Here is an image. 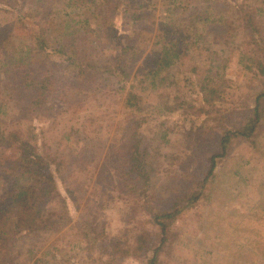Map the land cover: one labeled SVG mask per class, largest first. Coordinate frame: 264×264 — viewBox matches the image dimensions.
<instances>
[{
	"label": "rangeland",
	"instance_id": "1",
	"mask_svg": "<svg viewBox=\"0 0 264 264\" xmlns=\"http://www.w3.org/2000/svg\"><path fill=\"white\" fill-rule=\"evenodd\" d=\"M68 2L16 3L32 31L12 24L9 33L12 28L4 29L9 17L0 14V121L8 131L34 134L33 144L46 156L66 201L58 213L68 219L55 235L48 226L31 239L14 234L17 245L0 264H145L161 240L158 212L190 189L198 199L178 205L182 210L168 228L165 264H264V102L256 139L233 141L208 175L209 157L221 151V136L236 126L246 108L256 106L255 94L264 86V73L254 65L257 58L264 62V13L253 24L249 20L250 11L264 7V0H178L179 16L214 3V19L228 14L229 26L228 31L198 26V43L171 67L183 79L177 77L179 84L169 90L174 101L163 111L155 107L160 94L148 92L160 89L153 88L147 58L158 48L155 36L164 34L160 24L177 26L168 1ZM66 26L72 33L64 36ZM32 32L44 35L48 48L64 43L75 48L84 76L64 72L66 59L53 50L35 53ZM7 53L15 59L5 65ZM135 82L147 87L142 110L126 105ZM134 129L141 147L158 162V190L148 195L127 187L142 181L134 179L118 151ZM17 154L15 145L0 146V200L7 197L3 170ZM54 160L64 167L75 198ZM141 225L152 233L144 252L122 258L110 253L109 243L129 237ZM47 250L54 258H48Z\"/></svg>",
	"mask_w": 264,
	"mask_h": 264
},
{
	"label": "trees",
	"instance_id": "2",
	"mask_svg": "<svg viewBox=\"0 0 264 264\" xmlns=\"http://www.w3.org/2000/svg\"><path fill=\"white\" fill-rule=\"evenodd\" d=\"M14 1L0 0V14L4 12L5 15L9 17L8 21H10L6 23L4 29L9 30L14 26L12 24H16V26L22 30L28 28L29 31H32V27L29 25L25 26L23 18H25L26 15L23 14L20 6L17 5L20 4L23 6V0ZM83 1L84 0H69L68 4L79 5V3ZM167 1V11L169 15L177 17V26L172 27L166 22L160 24L164 28V34L158 33L155 36V44L158 48L149 54L147 58L150 66V78L154 85L153 88L160 89L157 93L152 90L148 92L154 97L159 96V94L162 97V100L155 106L159 111H163L166 107H169L168 104L171 103V101H174V98L170 96L171 91L169 90L179 84L177 77L180 76H174L170 70L173 65L190 55L191 45L196 46L198 43L202 33V29L198 28V26L206 25L211 28V30L224 28V31H228V16L230 17V15L224 13V16H216L214 19L211 11V9L215 7L214 3L208 4L209 6H206V8L196 9L195 12L189 14V16H179L181 14V9L180 4L177 3L178 0ZM242 10L243 6L240 8V12H242ZM250 12L249 20L253 24L257 14L264 13V7L259 5L255 10ZM30 16L33 17V15ZM66 27L69 31L64 28V36L72 33L70 26ZM14 28H12L9 33H12ZM254 29L257 30L256 27H254ZM32 33L36 42V47L33 48L35 53L53 50V53H58L65 57L66 64L63 66L64 72L77 75L79 78L84 76L86 69L83 66L84 63L81 56L75 48L65 43L53 49L48 48L49 46L47 45L48 43L44 35L41 33ZM170 33H172V36L169 35ZM192 36H194L193 42L190 44L189 38ZM5 58V65L8 61L11 62L15 59L8 53ZM254 65L259 68L260 73H264V62L261 58H257ZM181 79L183 78L180 77L179 80ZM205 79L208 80L209 77ZM146 88V86L139 88L137 82L133 83L129 88L126 105L136 110H142L144 107L142 93ZM202 89L206 91V82H204ZM257 91V94H255L256 106L251 109L246 108L243 114L238 116L236 126L227 130L221 136L220 144L222 148L221 151L214 152L210 155L208 175L213 174L217 165V158L226 157L228 155L229 145L233 141L245 139L247 142L252 143L256 139V133L263 119L262 104L264 102V86ZM33 137L34 134L25 136L24 133L19 130L8 131L0 121V146L15 145L18 150L17 156L11 160L9 165L3 170V173H6V179L2 184V189L7 197L0 200V258L7 253L6 251L9 248L17 245V238H15L14 234H18L20 238L31 239V237H34V234L41 236L46 229L45 227L48 226V232H50L51 235H55L59 229H61L59 227L60 224L62 226L65 221H68V219H65L64 213H58L61 209L57 207L60 206L62 209H66V201L62 197L57 179L50 169V164L47 162L46 156L38 151L36 145L33 144ZM118 151L120 155L126 159L129 172H134V179H138L139 182L142 181L140 185L133 182L132 185L128 184L127 187H131L134 192H139L143 195H148L149 190H158V178L155 176L158 170V162L147 149L141 147V138L138 129L129 132L128 142H124L119 147ZM54 163L56 165L55 170L61 174L62 182L67 192L72 199L75 198V192L70 188L68 179L65 173H63L64 167L61 165V162L54 160ZM197 199L198 193L196 194V190L192 191L190 189L183 195L181 194V197L177 198V200H173L170 206L164 205L161 207V210L156 216L157 219H161L158 220L161 240L160 243L154 247L152 254L148 257L145 264H165L163 253L166 251L168 241L169 243L171 241L168 228L172 218H175L182 210V208L177 207L178 205H185L186 202H195ZM128 216H131V214ZM127 229L130 230L128 227ZM131 230L130 238L126 237L125 239H118L116 242L109 243L107 249L112 255L119 258L132 254L139 255L149 247L152 241V233L148 227L145 225L138 227L134 226ZM92 237L93 240L98 238L96 234ZM46 252L48 258H54V254H51V251L47 250Z\"/></svg>",
	"mask_w": 264,
	"mask_h": 264
}]
</instances>
